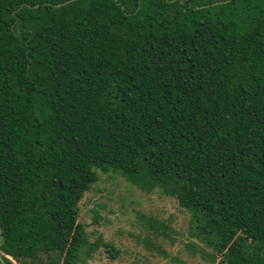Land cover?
<instances>
[{
	"label": "trees",
	"instance_id": "obj_1",
	"mask_svg": "<svg viewBox=\"0 0 264 264\" xmlns=\"http://www.w3.org/2000/svg\"><path fill=\"white\" fill-rule=\"evenodd\" d=\"M97 170L174 198L193 255L264 264V0H0V264L85 263Z\"/></svg>",
	"mask_w": 264,
	"mask_h": 264
},
{
	"label": "rangeland",
	"instance_id": "obj_2",
	"mask_svg": "<svg viewBox=\"0 0 264 264\" xmlns=\"http://www.w3.org/2000/svg\"><path fill=\"white\" fill-rule=\"evenodd\" d=\"M96 175L78 204L76 221L83 223L88 240L97 243L98 249L85 263L77 264H210L188 250L189 213L174 198L157 191L142 192L115 170H97ZM141 215L166 223L172 230L169 237L146 229ZM75 224L68 222L70 235ZM145 242L158 246L165 255L148 249ZM105 244L113 247L112 253Z\"/></svg>",
	"mask_w": 264,
	"mask_h": 264
},
{
	"label": "water",
	"instance_id": "obj_3",
	"mask_svg": "<svg viewBox=\"0 0 264 264\" xmlns=\"http://www.w3.org/2000/svg\"><path fill=\"white\" fill-rule=\"evenodd\" d=\"M70 1V0H69ZM59 4H57V6H58ZM202 7V6H201Z\"/></svg>",
	"mask_w": 264,
	"mask_h": 264
}]
</instances>
